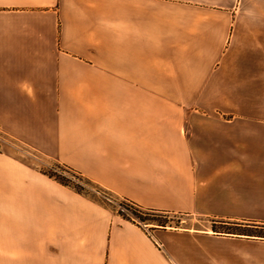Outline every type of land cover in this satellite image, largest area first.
Segmentation results:
<instances>
[{
	"label": "crops",
	"instance_id": "crops-1",
	"mask_svg": "<svg viewBox=\"0 0 264 264\" xmlns=\"http://www.w3.org/2000/svg\"><path fill=\"white\" fill-rule=\"evenodd\" d=\"M0 132L143 209L262 225L264 0H0ZM33 262L264 264V239L125 220L0 149V264Z\"/></svg>",
	"mask_w": 264,
	"mask_h": 264
},
{
	"label": "rangeland",
	"instance_id": "rangeland-1",
	"mask_svg": "<svg viewBox=\"0 0 264 264\" xmlns=\"http://www.w3.org/2000/svg\"><path fill=\"white\" fill-rule=\"evenodd\" d=\"M0 149L3 152H6L19 160L27 163L30 165L33 169L39 171H50V168H52L57 162H55L54 159H50L46 156H43L42 154L31 150L28 147H25L21 143L17 142L16 140L5 136L0 132ZM69 177H71L68 173H66ZM76 183L83 185L85 194L96 201L104 202V204H107V207L112 210V212L118 216L119 211L123 212L126 215L131 216V213L126 209V207L123 205L125 199H122L114 194L110 193V196H108L111 200V203L108 201H105V199L101 196L99 192H97V189L105 190L102 187L98 186L94 182H92V185L85 182V180L79 181L78 179H73ZM91 181V180H90ZM107 191V190H105ZM130 202V201H129ZM164 217L160 216H148V219H156V220H162L165 222L167 227H173V228H185V227H192V226H207L212 229V221L210 222H203V221H197V220H190L189 217L179 214H163ZM166 217V218H165ZM138 223L142 225H153L150 222H142L139 220H136ZM217 229L219 231H225L221 226H217ZM223 234V233H222ZM39 250V247H33V253L35 251ZM38 252V251H37ZM32 264H43V262H33Z\"/></svg>",
	"mask_w": 264,
	"mask_h": 264
},
{
	"label": "trees",
	"instance_id": "trees-1",
	"mask_svg": "<svg viewBox=\"0 0 264 264\" xmlns=\"http://www.w3.org/2000/svg\"><path fill=\"white\" fill-rule=\"evenodd\" d=\"M41 173L48 176L50 179L56 181L57 183L65 187H68L83 196L88 197L84 192L85 188L83 187V185L76 183L73 179L76 178L79 181L85 180V182L90 185H92V181L85 178L83 175L76 172L74 169L66 165L56 163L52 168H50V171H41ZM66 173H68L71 177L66 175ZM97 192L101 194V196L105 199V201L111 203V200L108 199L109 198L108 196H110V193L108 191L97 189ZM97 202L107 207V204H104V202H100V201ZM123 205L131 213V216H129L119 211V215L123 219L131 222H137L136 220L142 222H150L153 225H155V227H161V228L167 227L164 221L156 220V219H148L147 217L154 215V216H160L162 218L164 217L163 214H170V213L165 211L153 210V209H143L138 205L129 202L127 200L124 201ZM217 226H221V228H223L225 231H219L217 229ZM212 229L215 233H221V234L223 233L233 236L264 239V224L260 225L255 223H243L238 221L212 220Z\"/></svg>",
	"mask_w": 264,
	"mask_h": 264
}]
</instances>
